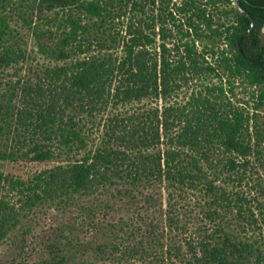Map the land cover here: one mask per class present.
I'll list each match as a JSON object with an SVG mask.
<instances>
[{
    "label": "trees",
    "instance_id": "trees-1",
    "mask_svg": "<svg viewBox=\"0 0 264 264\" xmlns=\"http://www.w3.org/2000/svg\"><path fill=\"white\" fill-rule=\"evenodd\" d=\"M24 2V11L37 15L67 13L61 40L40 47L69 63L34 83L0 80V161L61 159L86 149L85 120L143 100L161 107L112 114L101 144L79 160L26 180L0 172V248L8 241L16 247L0 264H264V244L237 234L245 203H232L216 183L250 164L256 145L248 118L215 95H224L222 86L206 83L212 74L227 85L239 79L261 88L264 100V0ZM10 41L0 13L3 70L25 58ZM93 43L98 53L87 52ZM219 43L225 48L216 51ZM118 48L119 57L111 52ZM194 80L202 90L183 106L166 105ZM193 192L213 222L210 231L189 217ZM42 208L59 221L40 227ZM29 240L33 247L25 246Z\"/></svg>",
    "mask_w": 264,
    "mask_h": 264
},
{
    "label": "rangeland",
    "instance_id": "rangeland-1",
    "mask_svg": "<svg viewBox=\"0 0 264 264\" xmlns=\"http://www.w3.org/2000/svg\"><path fill=\"white\" fill-rule=\"evenodd\" d=\"M4 7H0V13L7 16L9 26V35L11 41L9 43L15 44L20 48L21 53H25V58L22 63L7 69H0V80L4 83L6 81L16 85L26 80H32V83L37 81V77L43 76V72L47 69H52L55 66L67 65L69 62H56L53 59L42 53L44 52L40 45H51L58 42L62 38V32L65 30L67 13L57 11L54 13L35 14L36 12L24 11L26 3L24 0H0ZM23 5V6H21ZM233 5V4H232ZM56 13V14H55ZM87 22V20H84ZM83 25V23H82ZM68 31V29L66 30ZM120 36L124 37L122 31L117 30ZM157 43V42H156ZM16 47V49H17ZM90 50L87 47L80 49L87 50L88 53H98L96 44H92ZM218 51L225 48L221 43L215 48ZM73 53H80L79 49L73 48ZM217 51V50H216ZM114 56H121V48L111 50ZM108 54L107 52H102ZM214 63L215 58L208 59ZM206 83L209 86H222L225 90L224 95L220 96L218 91L215 95L224 100V105L237 109L244 117L248 118L246 126L249 127L248 133L252 143H255V151L251 157L250 164L241 170L238 176H231V178H224L221 176L216 183L221 185L226 191L228 200L233 202L245 203L244 208L247 209V218L242 220L240 227L237 228L238 236L243 240L251 243L254 246H261L264 244V100L260 101L259 96L261 88L258 86H251L239 79L232 82V85H227L225 80L220 82L217 78L209 75ZM201 82L194 80L187 86H184L179 92L174 94L166 103L167 106H183L191 97L192 93L202 90ZM222 84V85H221ZM161 107V102L143 100L139 103H134L128 106L115 105L104 114L96 116L92 121H84L83 135L86 140V149L79 152H72L70 155L46 163L27 162V161H0V172L12 177L26 180L34 174L66 162L76 161L82 158L85 152L95 150L102 141L106 119L112 114L128 115L129 113H138L145 111L151 107ZM142 193L153 194L151 189H143ZM157 196V195H156ZM142 196L139 195L138 198ZM166 194L162 191L161 199L163 200L161 209H165ZM187 209L191 221L197 228L205 227L210 231L213 227V222H210L205 217L203 210V200L196 197V192L189 194L187 201ZM135 209V208H134ZM138 211V209H136ZM135 211V212H136ZM130 212H133L131 210ZM123 215V212L121 213ZM131 213L123 215L124 217H131ZM119 216V215H118ZM117 216V218H118ZM37 217L39 219L40 227L47 228L59 221L60 217L55 211L50 209H40ZM242 227V228H241ZM173 237L172 234H170ZM179 237L175 238V242H180ZM26 247H33L34 240H29ZM15 246H11L10 241L5 242L0 248V256L6 259L11 253L15 251ZM158 253L160 250L158 248ZM29 257V256H26ZM155 261V260H154ZM30 259L26 258V263L29 264Z\"/></svg>",
    "mask_w": 264,
    "mask_h": 264
},
{
    "label": "water",
    "instance_id": "water-1",
    "mask_svg": "<svg viewBox=\"0 0 264 264\" xmlns=\"http://www.w3.org/2000/svg\"><path fill=\"white\" fill-rule=\"evenodd\" d=\"M233 1H234V4H237L239 0H233ZM241 11L244 13L243 10H241ZM246 16H247V18H248L249 21H250V27H252V26H253L252 19L250 18V16H249L248 14H246ZM262 33H264V29L262 30Z\"/></svg>",
    "mask_w": 264,
    "mask_h": 264
}]
</instances>
